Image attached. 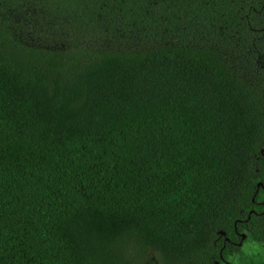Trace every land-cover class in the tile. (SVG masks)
Returning a JSON list of instances; mask_svg holds the SVG:
<instances>
[{
    "label": "trees",
    "instance_id": "trees-1",
    "mask_svg": "<svg viewBox=\"0 0 264 264\" xmlns=\"http://www.w3.org/2000/svg\"><path fill=\"white\" fill-rule=\"evenodd\" d=\"M0 264H264V0H0Z\"/></svg>",
    "mask_w": 264,
    "mask_h": 264
},
{
    "label": "rangeland",
    "instance_id": "rangeland-1",
    "mask_svg": "<svg viewBox=\"0 0 264 264\" xmlns=\"http://www.w3.org/2000/svg\"><path fill=\"white\" fill-rule=\"evenodd\" d=\"M246 250L250 252H254L256 250H262L257 244H253L251 242H248L247 245L245 246Z\"/></svg>",
    "mask_w": 264,
    "mask_h": 264
},
{
    "label": "water",
    "instance_id": "water-1",
    "mask_svg": "<svg viewBox=\"0 0 264 264\" xmlns=\"http://www.w3.org/2000/svg\"><path fill=\"white\" fill-rule=\"evenodd\" d=\"M243 238L246 239V235H243Z\"/></svg>",
    "mask_w": 264,
    "mask_h": 264
}]
</instances>
